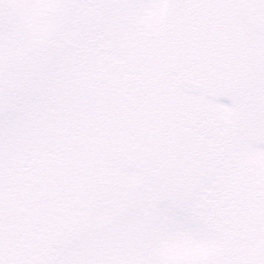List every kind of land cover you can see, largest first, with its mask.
<instances>
[{
	"label": "snow or ice",
	"instance_id": "snow-or-ice-1",
	"mask_svg": "<svg viewBox=\"0 0 264 264\" xmlns=\"http://www.w3.org/2000/svg\"><path fill=\"white\" fill-rule=\"evenodd\" d=\"M0 264H264V0H0Z\"/></svg>",
	"mask_w": 264,
	"mask_h": 264
}]
</instances>
